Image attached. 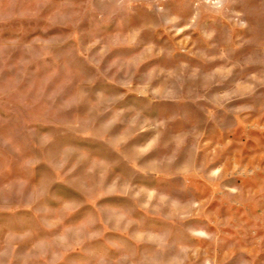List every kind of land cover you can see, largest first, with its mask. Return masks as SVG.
I'll use <instances>...</instances> for the list:
<instances>
[{"label": "rangeland", "instance_id": "374dc122", "mask_svg": "<svg viewBox=\"0 0 264 264\" xmlns=\"http://www.w3.org/2000/svg\"><path fill=\"white\" fill-rule=\"evenodd\" d=\"M47 1L0 20V264H264V0Z\"/></svg>", "mask_w": 264, "mask_h": 264}, {"label": "crops", "instance_id": "0c3cea01", "mask_svg": "<svg viewBox=\"0 0 264 264\" xmlns=\"http://www.w3.org/2000/svg\"><path fill=\"white\" fill-rule=\"evenodd\" d=\"M38 2L41 0H37ZM52 6H55L56 3V10L57 14L59 11V2L58 0H48ZM47 1V2H48ZM34 0H0V20L4 17L8 16L6 14L11 13L14 16L17 14L22 15L24 13L25 16L29 12L32 11V5Z\"/></svg>", "mask_w": 264, "mask_h": 264}]
</instances>
